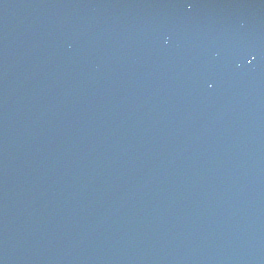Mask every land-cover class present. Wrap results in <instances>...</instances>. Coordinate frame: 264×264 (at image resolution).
I'll return each instance as SVG.
<instances>
[{
  "label": "water",
  "instance_id": "1",
  "mask_svg": "<svg viewBox=\"0 0 264 264\" xmlns=\"http://www.w3.org/2000/svg\"><path fill=\"white\" fill-rule=\"evenodd\" d=\"M0 264H264V0H0Z\"/></svg>",
  "mask_w": 264,
  "mask_h": 264
}]
</instances>
